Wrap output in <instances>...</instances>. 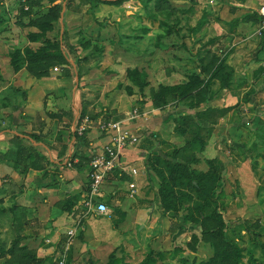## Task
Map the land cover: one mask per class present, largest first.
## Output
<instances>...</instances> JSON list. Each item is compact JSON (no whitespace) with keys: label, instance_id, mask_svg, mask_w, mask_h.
<instances>
[{"label":"rangeland","instance_id":"1","mask_svg":"<svg viewBox=\"0 0 264 264\" xmlns=\"http://www.w3.org/2000/svg\"><path fill=\"white\" fill-rule=\"evenodd\" d=\"M58 5L0 6V132L27 103L36 106L31 129L60 156L62 134L77 125L86 127L83 135L100 136L102 127L149 116H165L169 126L163 136L138 133L139 160L131 164L144 174L134 199L116 202L111 193L102 199L109 209L103 218L86 214L85 192L78 201L59 186L63 157L37 177L1 156L0 166L10 164L12 172H2L0 184V264H146L149 257L153 264H201L217 258L223 239L240 250L238 264H264V0H75L61 38L75 71L55 51ZM221 59L208 93L153 101L161 87L208 79ZM245 63L252 64L254 89L243 88L250 74L235 76ZM72 87L81 92L80 105L65 110L58 103L69 100ZM93 154L77 151L73 167L89 164ZM156 158L191 164L203 189L178 182L173 189L183 197L165 211L158 189L169 173ZM122 185L126 192L128 183ZM57 220L53 239L46 231Z\"/></svg>","mask_w":264,"mask_h":264},{"label":"crops","instance_id":"2","mask_svg":"<svg viewBox=\"0 0 264 264\" xmlns=\"http://www.w3.org/2000/svg\"><path fill=\"white\" fill-rule=\"evenodd\" d=\"M12 0H0V6L4 9H9V6H11ZM0 7V8H1ZM66 17V15H65ZM65 24H66V20ZM71 67H69L71 70L75 71V67L72 65L73 61H70ZM250 64L249 66L245 63V65H242V69H239L241 65L235 66V76L239 77L241 74L243 76L246 75L247 77L250 74L249 68H251ZM245 67V68H244ZM251 75V74H250ZM252 75L250 77V82L247 83L246 85L243 86V88H250L254 89L252 83L254 81L251 79ZM258 83V82H257ZM65 86L61 87V82L58 85V88L53 89L58 95L63 94V89ZM69 88V86H68ZM262 88V86H261ZM63 98V97H62ZM68 101L66 103H58V106L65 108V110H69L72 108H76L77 106L80 105L81 101V92L79 89L76 87H72L69 89V96H68ZM213 103V102H212ZM36 106L32 105V103H27L25 106L22 105L20 108L17 110H14L12 112V119L10 122V127L7 128L6 130H3L0 132V157L4 156V154L11 148V145L9 144L8 140L11 136V133L14 134H20V133H27L31 134L34 136H37L40 140L43 138V136L40 133V129L36 128L31 129L32 125L29 123V117L30 116H35L36 113H33L32 109L35 108ZM40 108V107H39ZM23 112V115H21ZM77 112V111H76ZM24 116L27 118L25 119ZM71 122L74 119V117L71 116ZM31 120V119H30ZM167 118L164 117H147V119H141L136 123H128L127 125H124V129L129 130L133 136H135L137 139H139V132L149 130V132H156L154 134H163L166 129L164 127L169 126V122H166ZM63 122L68 123V119L63 120ZM166 122V123H164ZM164 123V124H163ZM71 124V123H70ZM153 130V131H152ZM72 132H66L62 134V144L63 146L65 145V149L62 151V156L59 155V152H57L56 149H49L47 148L42 140L41 144L38 147L39 152L46 157L49 160L50 164H55L60 162V157H63V162L64 165L69 162L70 167H59V172H61V178H60V187L62 186L64 188V192L69 193L68 197H75L76 199H80L81 197L79 196L80 194H83V192L86 193L87 187H88V172H89V164H83L80 166V168H74L73 165L77 162H79V158L74 156L77 151L80 152V154L84 155L85 157L89 156V152L91 151L92 153L94 152H100L102 150V147L108 142L109 138L105 134V136H100V133L97 132H91V134H85V139L87 141V145L81 144V142L78 140V136L76 137H70L69 135ZM145 133V132H144ZM152 133V134H153ZM163 136V135H161ZM136 145V144H135ZM135 145L127 146L120 152V165L121 167L125 168L122 171H118V169H114L105 179L101 189H100V196L101 200L107 198L111 193L115 194L114 196H117L119 198H114L117 199L116 202H120L123 197L125 201L133 200L134 199V192H136V184L138 182V177L142 176L144 173L141 172L140 175L138 176H133L130 174V170L134 169L133 165L131 163L138 162L139 157H137L136 153L133 152L135 149ZM143 154L140 153V158H142ZM63 165V164H61ZM31 171V170H30ZM2 172L3 174H10L12 172V168L10 164L7 165H2L0 166V184H1V178H2ZM121 172V173H120ZM30 174V173H28ZM27 174V175H28ZM33 174H36L35 176H41L38 175L40 174V171H33ZM124 177H127V179H124ZM40 180H42L40 178ZM129 181V182H128ZM122 183H128V187H126V192H130L127 194L125 191H121L123 189ZM133 183L135 185V189L131 191L129 189V184ZM42 192V190H39ZM123 196V197H121ZM132 198V199H131ZM78 199V201H79ZM102 200V201H103ZM77 201V202H78ZM94 216L103 218L104 216H100L96 213H92ZM58 220L55 222V229L47 230L46 232L50 231V234L53 236V239L57 237L59 234V223H57ZM28 234V232H26Z\"/></svg>","mask_w":264,"mask_h":264},{"label":"trees","instance_id":"3","mask_svg":"<svg viewBox=\"0 0 264 264\" xmlns=\"http://www.w3.org/2000/svg\"><path fill=\"white\" fill-rule=\"evenodd\" d=\"M75 0H59L58 11L59 16L57 20V28L58 35L56 37V47L55 51L60 55L63 59V62L67 65H70V61L68 60L64 50L62 48V35L64 33L65 27V15L66 12L72 7V4ZM82 4H90L92 2H99L105 4H121L123 0H78ZM261 20V18H260ZM225 58V57H224ZM224 59L218 61L217 66L213 70V72L209 75L208 79H201L200 76H193L190 78L189 82H186L182 86L178 87H161L159 93H157L153 99V101L163 100L167 94H175L178 95L177 98L184 99L190 95V93L195 89H203L207 93L210 90V85L214 79H216L221 71L223 66ZM75 67V63L72 64ZM201 73H204L202 71ZM207 100V99H206ZM76 137L77 135L72 132L69 135L70 137ZM79 138V137H78ZM77 138V139H78ZM81 144L87 145V141L85 136H81L78 139ZM11 148L4 154V158L9 160L11 163L16 165H21L25 168L21 174H26V171H41L44 169L46 163H49V160L44 157L38 150V147L41 144V140L34 135L27 133L14 134L11 133V136L8 140ZM65 149V145L63 146V150ZM157 162L165 165L169 175L166 180H162L159 184L158 193L161 196L162 207L165 211L169 210L173 204V200L180 201L183 197V194L176 192L173 187L182 180L189 181L192 184H196V189H203L200 183L197 181L196 174L194 170L191 168V164L189 163H180V162H168L163 161L159 158H156ZM213 179L215 178L214 173L211 176ZM194 184V185H195ZM217 258L212 259L209 262H204L201 264H225L228 262L229 264H238L240 258V250L238 247L232 243H229L226 240H222V249L218 251L216 249ZM218 260V261H217ZM154 260L149 257L146 259V264H153Z\"/></svg>","mask_w":264,"mask_h":264},{"label":"built area","instance_id":"4","mask_svg":"<svg viewBox=\"0 0 264 264\" xmlns=\"http://www.w3.org/2000/svg\"><path fill=\"white\" fill-rule=\"evenodd\" d=\"M4 2V0H2ZM260 15L264 17V8L261 9ZM99 129V127H97ZM103 132L108 136V142L102 147L100 152H94L91 161L89 162V182L86 191V214L96 213L100 216H106L109 213L107 205L101 201L100 189L107 176L114 170L119 171L125 168L120 165V152L127 146L135 145L137 138L131 134L129 130L124 129L120 123L102 127ZM85 126H78L73 130L77 136H82L86 131ZM100 130V129H99ZM70 167L69 162L66 164ZM130 174L137 176L135 169L130 170ZM129 189L133 191L135 185L129 184ZM73 231L68 232V236H72Z\"/></svg>","mask_w":264,"mask_h":264}]
</instances>
